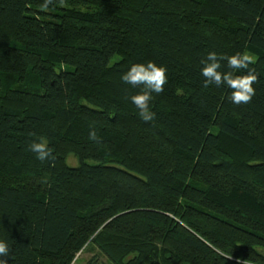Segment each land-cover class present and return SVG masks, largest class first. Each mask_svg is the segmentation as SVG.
Listing matches in <instances>:
<instances>
[{"label": "trees", "instance_id": "trees-1", "mask_svg": "<svg viewBox=\"0 0 264 264\" xmlns=\"http://www.w3.org/2000/svg\"><path fill=\"white\" fill-rule=\"evenodd\" d=\"M43 2L0 0L8 264H264V0ZM210 51L255 57L250 103L203 87ZM149 61L168 75L153 122L121 79Z\"/></svg>", "mask_w": 264, "mask_h": 264}, {"label": "clouds", "instance_id": "clouds-1", "mask_svg": "<svg viewBox=\"0 0 264 264\" xmlns=\"http://www.w3.org/2000/svg\"><path fill=\"white\" fill-rule=\"evenodd\" d=\"M55 2L56 0H44L41 7L46 10L49 5H53ZM58 2L63 4L64 0H58ZM222 61H226V66L230 71H220ZM200 62L203 65L201 75L204 77V88L213 84L218 87L226 86L231 89L228 99L236 105L248 104L252 101V98L256 95V89L253 85L259 81V77L255 73V69L249 67L254 63V59L250 54L237 52L229 56L210 51ZM239 70H246V74H235ZM121 79L124 83L133 87L143 86L138 94L131 97V101L138 109L139 116L143 121L153 122L156 113L150 107V102L153 99L152 93L160 94L164 92V86L168 83L167 68L158 66L152 61L146 64L134 63L126 73L122 74ZM29 135L35 136V133H29ZM89 139L97 143L100 142V137L94 127L90 128ZM29 150L35 153L36 158L41 162L55 159L52 149L48 147V141L44 137L34 139ZM9 253L8 243L0 241V264H8L6 258Z\"/></svg>", "mask_w": 264, "mask_h": 264}, {"label": "rangeland", "instance_id": "rangeland-1", "mask_svg": "<svg viewBox=\"0 0 264 264\" xmlns=\"http://www.w3.org/2000/svg\"><path fill=\"white\" fill-rule=\"evenodd\" d=\"M245 52L250 54L248 51H245ZM250 55L253 57V59H255V57L252 54H250ZM66 162H67V165L70 166V167H75V166L78 165L77 159L74 156H72V155H69L67 157ZM77 258H78V261H77L76 264H87V262L91 258V255H89V254H81ZM94 264H106V263H105V260L102 257H99L98 261L96 263H94Z\"/></svg>", "mask_w": 264, "mask_h": 264}]
</instances>
